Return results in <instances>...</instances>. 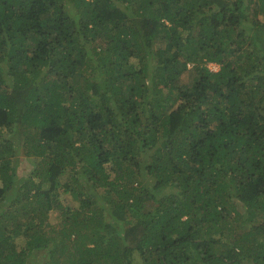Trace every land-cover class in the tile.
<instances>
[{
	"label": "trees",
	"instance_id": "16d2710c",
	"mask_svg": "<svg viewBox=\"0 0 264 264\" xmlns=\"http://www.w3.org/2000/svg\"><path fill=\"white\" fill-rule=\"evenodd\" d=\"M263 17L0 0V264H264Z\"/></svg>",
	"mask_w": 264,
	"mask_h": 264
},
{
	"label": "rangeland",
	"instance_id": "374dc122",
	"mask_svg": "<svg viewBox=\"0 0 264 264\" xmlns=\"http://www.w3.org/2000/svg\"><path fill=\"white\" fill-rule=\"evenodd\" d=\"M251 5V7H253V4H250ZM260 18H262L261 16H260ZM260 18H259V20H260ZM263 19H264V17H263ZM245 23H252L251 22V20L249 19V18H246L245 19ZM241 28V27H240ZM211 68L213 69V65L211 66ZM214 69H218V66H216V67H214ZM10 134V133H9ZM20 156V155H19ZM34 164V160H33V158L32 157H30V158H28V157H24V156H20L19 157V160H18V163H17V173H18V175L19 176H21L22 174H24V172H26V171H28V170H30V167H32V165ZM60 192H61V190H60ZM59 199L62 201V203L64 204V205H71V206H75L76 205V203L74 202V201H72L71 200V198H70V196H69V194H66V193H60V196H59ZM239 210H241L240 209V207H239ZM235 213V212H234ZM234 213H232V214H234ZM238 213H241L242 214V212L241 211H239ZM105 214H107V212L105 213ZM57 216H58V213H57V211H54L53 212V214L51 215V220L52 221H54L56 218H57ZM109 216V215H108ZM237 216H238V214H237ZM241 218H239V225L242 227V225H245L244 224V222L242 221L241 222V220H240ZM234 223L236 222V220L235 221H233ZM248 226V225H247ZM244 227H246V225L244 226ZM16 241L18 242V243H20V241H21V239H16ZM41 252H43V251H37V255H35V256H30V258L28 259L29 260V264L32 262H37V264H42V263H44V261H45V259L44 258H42V256L40 255V253ZM143 260H139V259H137V263L138 264H142L143 262H142ZM28 264V263H27Z\"/></svg>",
	"mask_w": 264,
	"mask_h": 264
},
{
	"label": "clouds",
	"instance_id": "9594fccd",
	"mask_svg": "<svg viewBox=\"0 0 264 264\" xmlns=\"http://www.w3.org/2000/svg\"><path fill=\"white\" fill-rule=\"evenodd\" d=\"M213 65V69H214V67H216V66H218L216 63H211L210 64V67ZM215 70H217V69H215Z\"/></svg>",
	"mask_w": 264,
	"mask_h": 264
}]
</instances>
